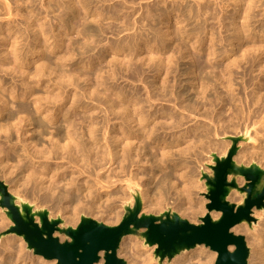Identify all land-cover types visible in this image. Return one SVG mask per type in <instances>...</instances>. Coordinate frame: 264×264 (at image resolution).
Returning <instances> with one entry per match:
<instances>
[{"label": "rangeland", "instance_id": "obj_1", "mask_svg": "<svg viewBox=\"0 0 264 264\" xmlns=\"http://www.w3.org/2000/svg\"><path fill=\"white\" fill-rule=\"evenodd\" d=\"M61 1L64 2L66 0H61ZM119 1L122 5H126L127 8H130V10L132 9V10L136 11L135 16H133V20H139V15H141V13H142V9L139 8L140 3H143L144 6H146L147 3H150V4L151 3L152 4L157 3L156 5L159 4L160 7H163L162 5L164 4L163 3L164 0H143V1L142 0H135L134 4H132V2H133L132 0H129V1L128 0L127 1L126 0H114V1L111 0V2L110 1L109 2H104V1L97 2V0H95V1H93V3L91 2L92 4H90V6H91L90 11L101 12L102 10H105V12L107 11L106 13H108V14L103 15V17H102L103 22L101 20L97 21V19H94V18H93V20H91L92 17H90L89 24L92 26V25H94V22H97V23H95L96 27L94 25L93 28H98L100 26H102L104 28H109L110 26H113V27L119 26L118 28H122V27L124 28V24L122 23V21L125 20V18H123V16L125 17L124 12L126 9L124 10L123 13L120 12L121 15L119 14L118 19H115L112 16L115 12V10L113 11V9H112V8H114L113 5H115ZM130 1H132V2H130ZM165 1H167V3L169 4L170 7L174 6V5L176 7H178L181 4L180 3L181 0H180V2H179V0H165ZM195 1L196 0L185 1L184 4H182V6H186L185 4H186V2H188L191 5H193L197 11V3ZM210 1H211L212 5L217 7L220 15H223L224 13L227 14V17H228L227 23H229L231 21L230 18H232V16H234V14H235V11H236L235 7H230L228 12L227 11L223 12L219 7V5H220L219 0H210ZM0 2H1L0 4H2L3 7L6 6L5 1L0 0ZM123 2H125V3H123ZM27 3H26V7H24L21 10L22 11V14H21L22 17L17 16V22L21 23V25L23 27L26 26V21L24 19H25V16L27 14H28V16H29V14H31V15L34 14V16L35 15L37 16V14H40V13L42 14L40 16L41 21L43 18V22L47 23V25H49L50 23H52V24L55 23V24L61 26L62 21H60V16H58V15H60V10H58V8H59L58 5L60 2H58V0H53V1L49 2V5L51 4L50 9H52V7H55L57 9L54 13L49 12V11L47 12V10H49V9H46V7L44 6L45 0L44 1L43 0L42 1L37 0L34 3L33 2L30 3V1L27 0ZM112 3H115V4H112ZM42 4H43V6H42ZM257 4L259 5V8H257V11H256L257 17L252 18L251 21L247 22L248 27H246L247 29L245 28V32H244L245 34H243L244 38L242 41H239L237 38H234L236 36H235V34H233V32L230 29L227 30L225 28H222L220 26V24H218L217 20H213L212 18H210L209 14H202L201 17L196 20L195 18L191 17L188 12L184 11V9H182V6H181L180 10L173 12V19L170 21V26H171V29L173 32V36H175V37H174V41H171L172 45H171V48L169 49L170 51L167 50L165 53H163V56L165 58H167L169 55H172L175 53V61L172 63V66H173V69L176 71L167 75L168 81H167V86H166V91H165V93L167 95L165 97L162 96L163 98L160 97V99H159V97H157L158 99H156L157 100L156 102H155V99H153L154 101H152L154 104V107L158 106V108L157 107L156 108L157 109L160 108L159 111H161V112L158 111L157 115L154 116L155 118H157L156 121H154V122H155V124H157V127H159V131L155 135L156 138H153V139L152 138H146V140H145V138L142 139L143 141H145L144 144L147 143L146 147H150V148H146L142 144L143 145L142 155L144 158L142 162L144 164H142V162H141V166L143 165V167H142L143 170L140 169L141 177H142V178H140V180H139V162H138V160H139V149L142 148V147L140 148L139 145L141 146L140 142H142V141L139 142V134H138L137 139H135V140L133 139L135 142L133 141L134 145H132V147L134 148L132 155L134 157L137 156L136 158H134L135 161L137 159V162H135L136 164L134 162H131V160L129 161V159H126L124 161V163L119 162V164L116 163L114 166H112L113 168H116V169L118 168V169H117V171H113V174L107 172L108 174H111L112 179H110V180H112V182H109L110 184L107 182L110 189L109 188L106 189L108 186L106 187L104 185V187L102 186L103 188H101L100 187L101 185L99 186V184L98 185L96 184V182H95V176L96 175H94L95 174L94 171H92V172H94L93 173L94 176L91 174L92 172H86L84 175L80 174L81 173V170H79L80 167H78V166L75 167L76 164L72 163L69 159H67V157H65V156H67L66 154L65 155L64 154L59 155L60 153L61 154L63 153V150L59 149L61 151L58 150V153H57L56 152L57 150L52 149L53 143L55 142V140L57 138H55L54 140L51 138V137H53V134H55V129H54V127H48V126L43 131L38 130L36 132L37 134H35V136L33 137V141L36 140L35 143H37L36 149L32 148V147L30 148V150L32 149L31 150L33 153L32 157L34 159L30 160L29 157L25 156L26 157L25 158L23 154L21 155V157L23 158L22 162L27 163L30 166V168L29 169L22 168V165L19 162L18 156L16 154H14L15 150H13V152L10 151L9 154H11V156L8 154L6 156V158L8 157V159L11 160V162H9V163L4 162L2 164L0 163V180L4 181L8 185L9 191L12 194L17 195V196L19 195V196L23 197L25 200L29 201L32 205H34L36 209H44L45 208V209L49 210V215L51 214V216H50L51 218L52 217L53 218L60 217L62 219L60 227H68V226L76 227V226H78V224L81 221V217L83 215L91 217V218H93L99 222H103L107 225L119 224L120 221L122 220L124 213H125V205H127L129 203L134 204L135 199H134L133 193H131L130 191L133 189L139 190V185H140L142 191L144 189L143 193H145V191L147 190L148 195L152 196V199L154 196V199H153L154 203H158L157 205H154L153 208H151L150 207V201H152V199L150 197L147 198V195H144V197H143L144 201L142 202L143 203V210L142 211L144 213L159 215V214H161L167 210H172L173 212H177L181 217L188 219L190 222H193L196 224L200 223L201 217L204 216L208 212L207 203L209 202L208 198L206 197V192H207L206 180H202V176H203L202 172L204 170L208 173H212V170L208 166L209 164L213 163L212 153H217L219 156H223V155L227 154L229 148L232 145V141L228 138V136H232V135L233 136H240V135H242L243 134L242 132H245V129L247 126H249V123L251 122L250 124H252V119L253 120L255 118L258 119L257 117L261 118L264 116V104H262V103H264V101H262V99H264V36H263L264 35V0H259L257 2ZM2 5L0 6V12L2 14V17H4L6 14L5 15H3V14L5 13L6 9L1 8ZM111 5H112V7L110 10ZM131 5H133V6H131ZM38 10L39 11L41 10L42 12H39ZM36 12H39V13L36 14ZM58 12H59V14H58ZM206 17H209V20L207 22L208 27H210V29H211V27H213L212 29H214L213 31L216 33L217 38H220V36L223 35V37L225 39V40L223 39L221 41L217 40L215 48H217V50L219 52L213 56L208 55L209 50L207 48H209L211 46V42H208L209 40L206 42L207 46L206 45L202 46V48H204V49H201V46H200L199 48L193 50L192 45H193L194 41H196L197 39L196 38L190 39V37H192L193 35H189L190 34L189 31L192 32L193 27L201 24V22L203 23L204 19ZM176 18H178V19L180 18L181 21L184 20V22L183 23L180 22L181 24L178 22V24H177ZM44 19H45V21H44ZM241 22H242V20H241ZM0 23L6 24L7 23L6 19L0 20ZM59 23H61V24H59ZM137 23H138V25H137ZM141 23H142L141 21L136 22L135 28L131 29L130 31L126 30V29L122 30L119 37L117 35H113L111 32L108 33L107 35L102 36L104 39L103 43L106 41L109 42L110 40L114 41L117 38H122L124 36H128V35H131L133 33L139 34V31L140 32L143 31L145 33L151 32V30L146 32V29L147 30L149 29L148 25H146L148 23V21H145V23L143 22V25ZM166 25H168V24L167 23L164 24L160 20L156 21V26L157 27L159 26L158 29L161 30L162 33H163V31L166 30V27H165ZM231 27L232 26H230V28ZM81 28L82 27H79L77 30H75V32L70 34V36H72V38H74V39H72L73 41L67 40V42L69 41L67 44H70V42H71V43H73V44H71V46L74 45L73 49L76 50L75 54L73 55L74 57L73 56L69 57L66 60L67 65L63 64V65H59L58 67H62L63 69H65L68 72L69 71L70 72L75 71V70L77 71V70L82 69L81 71L83 72V74H82L81 79L78 81L79 85L81 86V89H79V88H78L79 90L77 89L79 92H83L84 89H87L88 84L91 83L92 80H94V82H96V78H97V76H99V80L101 82L102 81L104 82V84H102L100 86L101 92H99V94H98L96 91H94V88H92V89L90 88L91 90L90 89L89 90L92 92L94 98H92V100H91V98L90 99L85 98L84 101L87 104L88 103L91 104L90 106H94V105L98 106L99 104H102V105H99L96 108V110H93V111L87 110V109H80L79 111H77L78 112L77 116L81 117V119H82L83 117L89 116L90 114H92V115H94L95 119H97V120H101L104 116H108L110 118L109 128H112L111 130H113L114 123L119 122L118 127H120V119H121L120 114H122V113L116 114V115H119V117H120V118H117L118 116H116L115 114H111V112H110V114H108L109 113V111L107 110L108 108L107 109H105V108L108 107V104H110L111 102L118 104L119 95L117 94V91H121V92L124 91L125 92L124 95L129 96V97L130 96L133 97L135 95L133 97L134 100L127 101L124 104L125 107L127 105V107L131 108L134 111L135 107L139 106V100L141 99V97L144 98V96L146 97V95L148 94V88H147L146 84H148V82L151 80H156L154 78L156 76V78H157L156 84L160 85L162 83L164 77L166 76L165 75L166 73L164 72L162 75L158 74L156 71L157 67H155V64H153L152 65L153 67H151L154 69L155 72L153 71V69H150L149 66H151V65L148 63V62H150L149 61L150 58L149 59H146V58L142 59V58H139L136 56H134V57L127 56V58H125L126 53L125 54L124 53L119 54L120 55L119 57L125 58V62H126V66H127L126 69H122L119 62L116 59H114L115 54L112 53L111 51H107L102 58H99L101 56V50L98 49L100 47H95L96 42H95V44H94V42L93 43L91 42V47H94V49L90 50L89 51L90 53L85 52V54H84V49H81L82 48L81 46L83 45V43H85L86 39H83L84 35H80V32L78 33V30ZM139 29H141V30H139ZM27 32L30 33L29 35L31 37L29 39L32 40L31 38L33 37V31L28 29ZM221 32H222V34H221ZM129 33H131V34H129ZM188 35L190 36L189 38H188ZM230 37L231 38L233 37V38L231 39ZM30 40L26 39L24 42L26 43L27 41H30ZM83 40H84V42H82ZM230 41L235 43L236 47L231 45ZM78 42L80 44H78ZM234 48H236V49H235V51L232 52V49H234ZM1 49H2V47L0 45V54H1ZM63 49H64V46L61 48H58V50L55 51V53H49V55H46L45 59H47V57L49 56V58L54 61V65L52 64V66H57L55 63V61L57 60L56 57H58V54H62ZM180 49H182L183 52L185 53L184 57H180V56H182V50H180ZM94 50H95L94 53L91 52ZM227 51L230 52V55L228 57L226 56V54H228V53H226ZM126 52H128V51H126ZM91 53H93V54H91ZM232 55H233V57H232ZM145 56H147V55H145ZM235 57H237L236 59H238L236 61L234 59L235 63L237 62L236 65L232 64L233 61H231ZM177 58H178V60H177ZM112 60H114V61L110 63L109 61H112ZM142 60H146V62L149 65L147 63L142 64ZM176 60H177V62H176ZM89 62H91L92 64L87 66V64ZM154 62H156V60ZM201 62L203 64L205 63L204 71L205 70L206 71L205 72L203 71L204 74L197 70L198 66L200 65ZM230 64H232V65H230ZM228 65H230L229 67H231L232 72H228V69H227ZM177 66H179L178 69H177ZM25 67L32 73L35 71L36 64H34V63L30 64V62H27ZM215 67H217V68H215ZM112 68H115L116 71L118 70V76L113 77V76L109 75V73H111L113 71ZM148 68H149V70H148ZM180 68L182 71L185 69L195 70V73H193V74L191 73L190 75L189 74L181 75V74H179ZM212 69L219 70V71L222 70L223 73L220 72L219 76L224 78V79L221 78V80H218L217 78H215V76L213 77V75H215L214 74L215 72ZM139 70L142 71V73L140 75H139ZM150 70H152V71H150ZM6 73H8V74H6ZM202 74L204 77H207L206 78L207 81H210L209 85H211V83H212V85H211L212 87L207 86L208 91L206 92V90H205L206 93L203 92L204 87L201 86L202 79H200V77L202 76ZM220 74H223V75H220ZM53 76L55 77V74ZM195 77H198V79L193 81ZM0 79L3 80L4 87L6 89H11L14 86L17 90V93L19 92L18 94H20V97H17L16 99L12 100L8 90L5 92V98L9 101V106H10L9 110L13 109L12 111L17 112V110L18 111L21 110V107H23L24 105L34 107V103L32 101V98L27 99L26 97H22V93H23V91H25V87H24L25 85H23V83H22V80H21L22 77L20 76V73H10L9 74V72H6L4 70V71L0 72ZM229 80H232V82H233L232 87L228 88L226 86H223L224 83L227 84L228 83L227 81H229ZM222 81H225V82H223V84H222ZM32 83H34L35 88L38 90V92H40V94L44 95L46 93L45 92L47 89L46 86H42L41 83L36 84L34 79L32 80ZM107 87L109 89H107ZM201 87H203V88H201ZM150 88L152 90H154V93L157 92L155 87H150ZM255 89L260 91V95L261 94L263 95V96L261 95L260 101H254L253 100V98L255 96ZM50 90H52V88H50ZM139 90H141L142 94H139V92H137ZM180 91L182 93L181 96H179ZM94 92H96L95 96H94ZM175 94H177V95H175ZM202 94H203V96H201ZM207 95H208V97H207ZM137 96H139V97H137ZM107 97H108V99H107ZM111 97H112V99H111ZM109 98L113 101H109ZM223 98H224V100H223ZM88 99H89V102H88ZM94 99H96V100H94ZM208 99L209 100L212 99L213 102H212V100L210 102ZM105 100H106V104H105ZM99 101L101 103H99ZM222 101H224V102H222ZM91 102L94 104H92ZM205 103H206V105H205ZM104 104L106 106H104ZM135 104H136V106H135ZM188 104H190V105H188ZM191 104H197L196 105V106H198L197 109L195 108V106L193 108L189 107V106H191ZM246 104H248V105H246ZM249 104H251V105H249ZM19 105H21V106H19ZM169 107H171V108H169ZM173 107L175 110H173ZM189 108L192 110H190ZM163 109H164V111H163ZM252 109L254 110V114H252L253 113ZM171 110L173 112H171ZM168 112H171V113H168ZM174 112H175V118L173 117ZM104 113H105V115H104ZM219 113H221V114L219 115ZM236 113H238V114H236ZM39 115H41V114H39ZM251 115H253V116H251ZM178 116H179V118H182V121L180 120L177 123L176 118ZM183 116H185L187 118H185ZM61 118H63V117H61ZM171 118H173V119H171ZM179 118H178V120H179ZM212 118H215V121H213L214 119L212 120ZM81 119H78V121ZM174 119L176 120V122ZM164 120H167V122L168 121L169 122L168 123L166 121L164 122ZM219 120H220V122H219ZM170 121L172 123L174 122L173 126L175 128L177 127L176 129L175 128L173 129V126H172V124H170L171 123ZM180 122L181 123L183 122V124L181 125ZM163 123L165 124V126L167 128L172 127V129H171L172 131L168 132L170 130L167 129L166 127H164ZM166 124H169V127ZM215 124L218 127L215 126ZM219 124H220V127H219ZM259 124H261V123H259ZM134 125H135V123L131 124L129 122V123L124 124L123 126L128 131H131V130L134 131V130L139 129L138 128L139 125H137V126H134ZM178 125L180 127H178ZM197 125L199 127H201V125H202V127H201L202 129L204 127L208 126L209 131L205 130V131H201V133L200 132L195 133V131H194L195 128H193V129H191V128L193 126L198 128ZM261 125L263 128L260 125L259 126L261 127L262 130L257 126V129L259 128V130H261V132L258 130L260 132V133H258L259 136H258V134L255 136L252 133L254 137L258 138V141L256 144H253V142L251 141V138H246L247 140L249 139V141L239 142V151L236 154V156L234 157V159L237 161V163L244 164L247 166L251 165L252 163H257L262 168H264V135H262V134H264L263 133L264 132V126H263V124H261ZM33 126H30V129H32V131L29 133L30 137H32L31 136L32 132H35V129ZM211 126L213 128H211ZM210 128L214 132L212 130H210ZM188 130H190V131H188ZM215 130H217L216 134H213V133H215ZM218 130H219V132H218ZM51 131H53V132H51ZM239 131H240V133H239ZM205 132H207V133H205ZM119 133L121 134V132H119ZM191 133H193V134H191ZM208 133L211 135L206 136V135H208ZM0 134H1L0 135V144H1L0 147L1 148L3 147V149H2L3 152L1 153V155L3 156L4 152H8V150H10L11 145H9L10 143L6 142V138H5L6 134L3 132H1ZM178 136H179V138H178ZM24 137L26 138L27 135L24 134V132H23V140H24ZM56 137H57V135H56ZM159 138H160V140H159ZM130 141H132V139H130ZM38 145H39V147H38ZM18 147L19 146H16V149L20 153H22V150L19 149ZM45 147H48V148H45ZM43 149L46 151V154H48V155H45V151ZM49 149L53 150V151L51 152ZM258 149H259V151H258ZM254 150L256 151V153ZM35 151L39 152V153L41 152V154L44 152L43 154L46 157L44 155H43V157H41L40 156L41 154H37V153H35ZM258 152H259V154H258ZM6 154L7 153H5V155ZM52 154L54 155V157L52 156ZM14 155H16V156H14ZM47 156H49V158ZM57 156H60V157H57ZM39 157H41V158H39ZM62 157L63 158L65 157V159H63ZM121 159H122V157H121ZM95 162H97V160L96 161L94 160V165L91 164L90 166H93V167L96 166V168H99L96 165L98 163H95ZM6 164H8V165H6ZM19 165H21V167H19ZM118 165L121 167H117ZM34 167H35V169H34ZM73 167H75V168H73ZM85 167H82V169ZM122 167H125V168L122 169ZM24 169H25V171H24ZM119 169L122 171H120ZM22 170H23V172H22ZM72 170H75V174H73ZM10 171H12V172L10 173ZM31 171L32 172L34 171L36 173V175L38 174V176H40V175L44 176L45 175V178L47 179L46 180L47 186L51 182L53 183L54 188L56 189L55 196L60 194L61 192L63 193L64 191H66V189L72 188L71 184H68V183L70 181L69 177L74 176L76 178L75 181L77 183H80V184L85 183V185L83 186V188L85 189L84 193L82 192V189L80 191H77V189L75 191L72 190L73 194L76 193V195H80L82 201L79 202L80 204L79 203L76 204V203H72L70 201L66 202L64 200L61 203L62 208H60V209H57L56 206L53 205L54 203L50 200H49L50 202H48V201L43 202L42 198H44L45 193L47 194V192L49 193V191H47L46 189L41 190L40 189L41 187L38 185V187L36 189H34V190H36V192H34V195H33L32 191H33L34 185H32V184H34V183H30V184L27 183V178L29 177L28 174H30ZM79 171H80V173H79ZM114 172H116V175ZM118 172H119V174H118ZM121 172H123V173H121ZM89 173L91 175H89ZM129 176H133V183H134L130 187H128V185H126V183L123 182V180ZM90 180H91V182H90ZM114 180L116 183L113 182ZM25 181H26V183H25ZM39 181H40V179H38V183H39ZM88 181L90 183H93V184L95 183L93 185L94 188L92 189L93 190V196L87 195V192L89 191L88 187H87ZM151 181H152V183H151ZM157 181H158V183H157ZM237 182H238L240 187H244L247 183L245 178L240 177V176L237 178ZM135 184L138 187H136ZM156 184H159V185H156ZM111 185H114V186H111ZM31 186H32V188L30 189ZM123 190L125 193L123 192ZM43 193H44V195H43ZM36 194H37V196H36ZM116 194H117V196L119 194V196L117 197ZM40 195H43V196H40ZM120 195H121V197H120ZM126 195H127V197H126ZM122 196H123V198H122ZM244 197H245L244 193H242L238 189H234L231 196H229V200L231 202H234V203H241V202H243ZM39 200L41 202H39ZM155 201H157V202H155ZM17 204H20V201L17 202ZM75 205L77 208L75 207ZM79 209H81V210H79ZM257 209L262 212L261 215H257L253 212V215L255 216V220L252 221L251 224H249L246 221L247 223L243 225V227L241 228L242 231L240 233H235L233 231L235 234L243 235L246 239L247 245L249 244L248 240L251 237L252 233L257 232L260 228H262L264 226V209H259V208H257ZM37 219L40 220L39 217H37ZM12 225H14V223L8 217V215L6 213V209L0 205V243H1V240L5 237H9L13 234H15L16 236L18 235L16 233H7L9 228ZM144 230L145 229H141L140 231H144ZM55 236L59 237L62 242L66 241V240H70V238L65 233H62L59 231H57L55 233ZM12 243L14 244L15 248L22 247L25 255L29 254L30 256L36 257V259H37L36 264H39L38 263V254H35L33 252V250L28 248V243L26 242L25 238L22 241L17 236L16 240L13 241ZM154 246H156V248H154ZM232 246L234 249L235 246L234 245H232ZM157 247H158L157 244L152 245V246H149L148 244H146L145 239L143 237L139 236L138 234H130V235L125 236L123 238L121 245H120V248L118 250V256L120 258L124 259L127 262V264H130L132 258L136 259V264H143L144 260L148 259L149 256L152 255L154 257H157L156 256ZM207 249H211V248L207 247ZM192 251L195 252L198 250L194 249ZM211 251H214V250L211 249ZM193 252H188L187 256H190V254H193ZM196 253L197 252H195V254ZM217 256H218V253H217ZM102 258L105 259V253L101 254V259ZM172 259H173V257L170 259V262ZM49 260H51V259H49ZM52 260H54V259H52ZM167 261H169V260L166 258L162 261V263H165ZM215 261H214V263H215ZM191 262H192V264H195L196 260L191 261ZM28 263H30L29 259H27L26 264H28ZM214 263H212V264H214ZM19 264H24V262H19ZM43 264H46V263H43ZM49 264H59V263H58V261L57 262L50 261Z\"/></svg>", "mask_w": 264, "mask_h": 264}, {"label": "bare ground", "instance_id": "obj_2", "mask_svg": "<svg viewBox=\"0 0 264 264\" xmlns=\"http://www.w3.org/2000/svg\"><path fill=\"white\" fill-rule=\"evenodd\" d=\"M3 1H5L6 6L3 7L2 4H0V6L2 5L1 8L6 9L5 13L3 14V15H5V14L6 15L4 17H2V14L0 12V20L6 19L7 23L6 24L0 23V45L2 47L1 54H0V72L5 70L6 72H9V74L10 73H20V76L22 77V79H21L22 83H23V85H25L24 86L25 91H23L22 97H26L27 99L32 98V101L34 103V107L24 105L23 107H21V110H19V111L17 110V112L12 111L13 109L12 110L10 109L11 110L10 111L9 110V107H10L9 101L5 98V92L8 90L12 100L16 99L17 97H20V94H18L19 92L17 93V90L14 86L13 87L11 86L12 87L11 89H6L4 87L3 80L0 79V133L3 132L6 134V137H5L6 142L10 143L9 145H11L10 150H8V152H4L3 156L1 155V153L3 152L2 151L3 147L2 148L0 147V163L2 164L4 162L5 163L11 162V160H9L8 157L6 158V156L10 153V151L13 152V150H15L14 154H16L18 156V159H19L20 164L22 165V168L29 169L30 166L27 163L22 162L23 158L21 157V155L23 154L24 157L26 156V157H29L30 160L31 159L33 160L34 159L32 157L33 153L31 151L32 149L30 150V148L31 147L35 148V149L37 148V143H35L36 140L33 141V137L35 136V134H37L36 132L38 130L43 131L45 128H47V126L48 127H54L55 134L57 135V137L55 134H53V137H51V138L53 140L55 138H57V139L53 143L52 149L57 150L56 151L57 153H58L59 149L63 150V153L62 154L60 153L59 155H63V154L65 155L66 154L67 156H65V157H67V159H69L72 163L76 164L75 167H77V166L80 167L79 168V170H81V173L79 171L80 174L84 175L86 172L94 171L95 172L94 175H96L95 176L96 184L97 185L99 184V186L101 185L100 186L101 188H103L104 185L106 187L108 186L107 188L105 187L106 189H108L109 188L108 183L112 182V180H110V179H112L111 174H113V171H117V169H118V168L117 169L113 168L112 166H114L116 163L119 164V162L124 163V161L126 159H129V161L131 160V162H134V163L137 162V159H136V161L134 159L137 156L134 157L132 155L133 149H134L132 147V145H134V142H135L134 140L137 139L138 134H139V142L142 141V142H140L141 146L139 145V147L140 148L142 147V148L139 149V160H138V162H139V180H140V178H142L140 169H142V167H143V165L141 166V162L144 159L143 155H142V149H143V145L145 147L147 146V143L144 144L145 141H143L142 139L145 138V140H146V138H152V139L156 138L155 135L159 131V127H157V124H155V122H154V121H156L157 118H155L154 116L157 115V112L159 111L160 108L157 109L158 106H156L157 108L154 107V104L152 101H154L153 99H155V102H156L157 101L156 99H158L157 97H159V99H160V97H162V96L165 97L167 95L165 93L167 81H168L167 75L176 71L173 69V66H172V63L175 61V53L173 52L174 54L169 55L167 58H165L163 56V53H165L167 50H169L171 48V45H172L171 41H174V37H175V36H173V32H172V29L170 26V21L173 19V12L180 10L182 4H184V2L188 1V0H181V2L179 0V2L181 4L178 7H176L175 5L170 7L169 4L167 3V1H165V0L163 2L164 4L162 5L163 7H160L159 4L156 5L157 3H155V4L154 3L153 4L152 3L151 4L145 3L146 6H144L143 3H140L139 8L142 9V13H141V15H139V20H133V16H135L136 11H134L132 9L130 10V8H127L126 5H122L120 3V1L117 2L116 4L112 3V4H115V5H113L114 8H112L113 11L115 10L114 14L112 15L113 18H115V19H118L120 12L123 13L124 10L126 9L124 12L125 17L123 16V18H125V20L122 21V23L124 24V28L122 27L123 29L118 28L119 26L118 27L110 26L109 28H104V27L100 26L98 28H93L95 23H97L94 21H93L94 25L91 26L89 24L90 17H92L91 20H93V18H94V19H97V21L101 20L103 22V18H102L103 15L108 14V13H106L107 11L105 12V10H102V9H101L102 11L100 10L101 12L90 11V7H91L90 4H92L93 1H95V0H93V1L92 0H66L64 2L61 0H58V2H60L58 5V7H59L58 10H60V15H58V16H60V21H62V24L59 23V24H61V26L55 24L53 21L52 22L54 24L50 23L49 25H47V23L43 22V18L41 21L40 16L42 14L41 13L37 14V13L42 12V11L38 10L39 12H36L37 16L36 15L34 16V14H32V15L29 14V16L27 14L25 16V19H24L26 21L25 27H23L21 25V23L17 22V16L22 17V15H21L22 11L21 10L24 7H26L27 0H3ZM29 1H30V3H32V2L34 3L37 0H29ZM51 1H53V0H45L44 6L46 7V9H49V10H47V12L49 11V12L54 13L57 9L55 7H52V9H50L51 4L49 5V2H51ZM99 1H104V2L110 1L111 2V0H99ZM99 1L97 0V2H99ZM132 1H130V2H132V4H134L135 0H132ZM258 1L259 0H219V3H220L219 7L223 12L224 11L228 12L230 7H235V9H236V11L234 10L235 11L234 16H232V18H230L231 21L229 23H227V18H228L227 14L224 13L223 15H220L217 7L212 5L210 0H196L195 2L197 3V11H196L195 7L188 2H186V4H185L186 6H182V9H184V11L188 12L189 15L191 17L195 18L196 20L199 19L202 14H209L210 18H212L213 20H217L218 24H220V26L222 28H225L227 30L230 29L233 32V34H235V36H236L234 38H237L239 41H242L244 38L243 34H245L244 33L245 28L248 27L247 22L251 21L252 18L257 17L256 11H257V8H259V5L257 4ZM123 3H125V2H123ZM42 6H43V4H42ZM131 6H133V5H131ZM111 7H112V5L110 6V10H111ZM58 14H59V12H58ZM45 19H44V21H45ZM176 19H177V24H178V22L179 23L184 22V20L181 21L180 18L179 19L176 18ZM158 20H160L164 24L165 23L168 24L165 26L166 30L163 31V33L161 30L158 29L159 26L158 27L156 26V21H158ZM208 20H209V17H206L204 19L203 23L201 22V24L193 27L192 32L189 31L190 32L189 35H193V36L190 37L188 35V38L190 37V39H193V38L197 39L196 41H194V43L192 45L193 50L199 48L200 46H201V49H204V48H202V46L206 45V42L209 40L208 42H211V46L209 48H207L209 50L208 55L213 56L219 52L217 50V48H215L217 40L221 41L224 39V37H223V35H221L220 38H217L216 33L213 31L214 29H212L213 27H211V29H210V27H208V24H207ZM241 20H242V22H241ZM138 21L139 22L141 21L142 25H143V22L145 23V21H148V23L146 25H148L149 29L148 30L146 28L145 29H146V32L151 30V32H149L150 34L148 32L145 33L143 31L142 32L139 31V34L129 33L131 35L124 36V37L121 36L122 38H117L114 41L110 40L109 42L106 41L107 43L106 42L103 43L104 39L102 36L107 35L108 33L111 32L113 35H117L119 37L122 30L126 29V30L130 31L131 29L135 28L136 22H138ZM137 25H138V23H137ZM230 26H232V27L230 28ZM79 27H82V28L78 30V33L80 32V35H84L83 39H86L85 43H83V45L81 46L82 47L81 49H84V54H85V52H89L90 50H93L94 47H91V42L92 43L94 42V44L96 42L95 47H100L98 49L101 50V56L99 58H102L107 51H111L112 53L115 54L114 59H116L119 62L122 69L127 68L126 62H125V58H127V56H129V57L136 56V57H139L142 59L143 58H146V59L150 58V60H149L150 62H148L151 65V66H149L150 69H153L151 67H153L152 65L155 64V67H157L156 71L158 74L162 75L164 72L166 73L165 74L166 76L164 77V79L160 85L156 84V82H157L156 76L154 77L156 80H151L148 82V84H146L147 88H148V94H147L148 96L146 95V97L144 96V98H142V97H141V99L139 98L140 99L139 100V106L135 107L134 111L131 108L127 107V105L125 107L124 104L127 101L134 100L133 97L135 95L133 97H131V96L129 97V96L124 95V93H125L124 91L123 92L117 91V94L119 95L118 104L113 103V102H111V103L109 102L110 104H108V107L105 108V109L108 108L107 110L109 111V113L106 111L108 114H110V112H111V114H115V115L122 113V114H120L121 115L120 127H118L119 122L114 123L113 130H111L112 128H109L110 118L108 116H104L101 120L95 119L94 115H92V114H90L89 116H85L82 119H81V117L77 116L78 115L77 111H79L80 109H87V110L93 111V110H96V108L99 105H102V104H99V105L97 104L98 106H96V105L90 106L91 104H89V103L87 104L84 101L85 98H89V99L91 98V100H92V98H94L92 92L90 91L92 88H94V91H96L98 94H99V92H101L100 86L102 84H104V82L103 81L101 82L99 80V76H97V78L95 77L96 82H94V80H92V82L88 84L87 89H84V90L82 89L83 92H79L78 90L81 89V86L79 85L78 81L82 77V74H83V72L81 71L82 69L77 70V71L75 70V71H71V72L69 71L68 72L65 69H63L62 67H58L59 65H63V64L67 65L66 60L75 54L76 50L73 49L74 45L71 46V44H73V43H71V42H70V44H67V43L70 40L73 41L72 39H74V38H72V36H70V34L75 32V30H77ZM95 27H96V25H95ZM28 29L33 31V37L31 38L32 40L29 39L31 36L29 35L30 33L27 32ZM139 30H141V29H139ZM221 34H222V32H221ZM26 39H28L30 41H27L25 43L24 41ZM67 40H69V41L67 42ZM82 42H84V40ZM78 44H80V43L78 42ZM231 45L236 47V44L233 42H231ZM63 46H64V49H63L62 54H58V57H56L58 60V61L57 60L55 61L57 66H52V64L54 65V61L52 59H50L49 56L47 57V59H45V56L49 55V53H55V51H57L58 48H61ZM235 49L236 48L232 49V52L235 51ZM180 50H182V49H180ZM126 51H128V52H126ZM91 52L94 53L95 50L91 51ZM93 53H91V54H93ZM120 53H124V54L126 53V57L125 58L119 57ZM226 53H228V54H226V56L228 57L230 55V52L227 51ZM145 55H147V56H145ZM184 56H185V53L182 50V56H180V57H184ZM232 57H233V55H232ZM237 57H235L231 60V61H233L232 64L236 65L237 62L235 63V61L238 60V59H236ZM234 59H235V61H234ZM155 60H156V62H154ZM177 60H178V58H177ZM177 60H176V62H177ZM113 61L114 60L109 61V62L111 63ZM27 62H30V64H32V63L36 64V68H35L34 72L31 73L25 67ZM145 63H147L146 60H142V64H145ZM91 64L92 63L89 62L87 64V66H89ZM232 64H230V65H232ZM204 65H205V63L203 64L201 62L200 65L198 66L197 70L200 71L201 73H203L204 67H205ZM230 65L227 66L228 72H232L231 67H229ZM178 67L179 66H177V69H178ZM215 68H217V67H215ZM112 70L113 71L111 73H109V75L113 76V77L118 76V70L116 71L115 68H112ZM148 70H149V68H148ZM212 70L215 72L214 73L215 75H213V77L215 76V78H217L218 80H221L222 77L219 76V73L222 72V70L221 71L215 70V69H212ZM150 71H152V70H150ZM153 71H154V69H153ZM141 73H142V71L139 70V75ZM191 73L192 74L195 73V70L185 69L182 71L180 68L179 74H181V75H183V74H189L190 75ZM6 74H8V73H6ZM54 74H55V77L53 76ZM203 74L200 77V79H202L201 86H203L204 88L203 87H201V88H203V92L206 93L208 91L207 86H211L212 83H211V85H209L210 81H207L206 80L207 77H204ZM220 75H223V74H220ZM31 79L32 80L34 79L36 84L41 83L42 86L47 87V89L45 91L46 93L44 95H42V94H40V92H38V90L35 88L34 83H32ZM196 79H198V77H195L193 81H195ZM222 79H224V78H222ZM223 82H225V81H222V84H223ZM227 82L228 83L227 84L224 83L223 86L231 88L233 85L232 80H229ZM150 87H155L157 92L154 93V90H152ZM50 88H52V90H50ZM107 89H109V88L107 87ZM256 89H255V96H254L253 100L254 101H260L262 94L260 95V91H258ZM205 90H206V92H205ZM96 92H94V96H95ZM137 92H139V94H142L141 90H139ZM175 95H177V94H175ZM181 95H182V93L180 91L179 96H181ZM201 96H203V94ZM137 97H139V96H137ZM207 97H208V95H207ZM89 99H88V102H89ZM107 99H108V97H107ZM111 99H112V97H111ZM111 99L109 98V101H113ZM94 100H96V99H94ZM211 100H209V101L211 102ZM223 100H224V98H223ZM262 101H264V99H262ZM212 102H213V100H212ZM222 102H224V101H222ZM99 103H101V102L99 101ZM92 104H94V103H92ZM105 104H106V100H105ZM105 104H104V106H106ZM262 104H264V103H262ZM188 105H190V104H188ZM196 105L197 104H191V106H189V107L193 108L195 106V108L197 109L198 106H196ZM205 105H206V103H205ZM246 105H248V104H246ZM249 105H251V104H249ZM19 106H21V105H19ZM135 106H136V104H135ZM169 108H171V107H169ZM173 110H175L174 107H173ZM190 110H192V109H190ZM163 111H164V109H163ZM159 112H161V111H159ZM171 112H173V111L171 110ZM171 112H168V113H171ZM39 114H41L42 116ZM220 114L221 113H219V115ZM236 114H238V113H236ZM252 114H254V110H253ZM104 115H105V113H104ZM173 115L172 116L175 118V112ZM116 116H118L117 118H120L119 115H116ZM251 116H253V115H251ZM61 117H63V118H61ZM183 117H185V116H183ZM178 118H179V116L176 118L177 123L180 120L182 121V118H179V120H178ZM185 118H187V117H185ZM257 118L258 119H256V118L254 120L252 119V124H250L251 122L249 121L250 122L249 126H247L245 129V132H242L243 134L241 133L242 135H240V136H243L244 138H251V141L253 142V144H256L258 141V138L254 137L253 134L256 136L258 133L261 132V130H262L261 124H263V126H264V116L261 118H259V117H257ZM78 119H81V120L78 121ZM171 119H173V118H171ZM212 120L215 121V118H212ZM165 121L167 122V120H164V122ZM129 122L131 124L135 123L134 126L139 125V127H138L139 129L134 130V131L126 130L123 125L126 123H129ZM175 122H176V120H175ZM219 122H220V120H219ZM259 123H261V124H259ZM170 124H172V126H173L174 122L173 123L171 122ZM182 124H183V122L181 123V125ZM166 125H168V127H169V124H166ZM30 126H33L35 129V132H32V135H31L32 137L29 136V133L32 131V129H30ZM215 126H217V125L215 124ZM257 126L261 130H259V128L257 129ZM164 127H166L165 124H164ZM178 127H180V126L178 125ZM201 127H202V125H201ZM201 127L198 126V128H196L193 126L191 129L195 128V130H194L195 133L196 132L201 133V131H205V130L209 131L208 126H207L208 128L204 127L203 129ZM219 127H220V124H219ZM174 128L175 127L173 126V129ZM211 128H213V127L211 126ZM211 128H210V130H212ZM167 129L170 130L168 132L172 131L171 130L172 127L167 128ZM190 130H188V131H190ZM216 131L217 130H215V133H213L214 131L212 133L216 134ZM23 132H24V134L27 135L26 138L24 137V140H23ZM51 132H53V131H51ZM119 132H121V134ZM207 132H205V133H207ZM218 132H219V130H218ZM193 133H191V134H193ZM239 133H240V131H239ZM209 135H211V134L208 133V135H206V136H209ZM262 135H264V134H262ZM258 136H259V134H258ZM178 138H179V136H178ZM130 139H132V141H130ZM159 140H160V138H159ZM16 146H19L18 148L22 150V153H20L16 149ZM38 147H39V145H38ZM45 148H48V147H45ZM146 148H150V147H146ZM53 150H50V151L52 152ZM61 150H59V151H61ZM258 151H259V149H258ZM5 153H7V154L5 155ZM35 153L41 154V152L39 153L36 151H35ZM43 153L40 155L41 157H43V155H44ZM255 153H256V151H255ZM258 154H259V152H258ZM9 155L11 156V154H9ZM16 155H14V156H16ZM45 155H48V154H46V151H45ZM52 156L54 157L53 154H52ZM41 157H39V158H41ZM47 157L49 158V156H47ZM57 157H60V156H57ZM65 157L64 158L62 157V158L65 159ZM121 157H122V159H121ZM94 160L95 161L97 160V162H95V163H98L96 165L100 169L96 168V166L95 167L90 166L91 164L94 165ZM142 164H144V163L142 162ZM6 165H8V164H6ZM21 165H19V167H21ZM75 167H73V168H75ZM82 167H85V168H83L84 170L82 169ZM117 167H121V166L118 165ZM123 168H125V167H122V169ZM25 169H24V171H25ZM34 169H35V167H34ZM12 171H10V173ZM120 171H122V170H120ZM22 172H23V170H22ZM72 172H73V174H75V170H72ZM94 172H92L91 174L93 175ZM107 172H109L111 174H108ZM119 172H118V174H119ZM114 173L116 175V172H114ZM121 173H123V172H121ZM91 174L89 173V175H91ZM28 175H29V177L27 178V183H29V184L34 183V184H32V185H34V188L32 191L33 195H34V192H36V190H34V189H36L38 187V185L41 187V188L39 187L41 190L46 189L47 191H49L50 194L47 192V194L45 193V195H44V193H43L44 198H42L43 199L42 201L43 202L52 201L54 203L53 205H55L57 209L62 208L61 203L64 200L66 202L70 201V202L76 203V204H78L79 202L82 201L80 195H76V193L73 194L72 190L75 191L77 189V191H80L82 189V192L84 193L85 189L83 188V186L85 185V183L84 184L77 183L75 181L76 178L74 176L69 177L70 181L68 184H71L72 188L66 189V191H64L63 193L59 192L60 194L55 196L56 189L54 188V185L52 182L50 184H48V186L46 185L47 179L45 178V175L41 176L39 174L41 176L40 177V176H38V174L36 175V173L34 171L33 172L31 171V173ZM38 179H40L39 183H38ZM90 182H91V180H90ZM90 182L88 181V185H87L88 190H89L87 192V195L93 196V190L92 189L94 188L93 185L95 183L93 184ZM113 182H115V180ZM123 182H125L126 185H128V187L132 186L134 184L133 183V176H129V177L125 178L123 180ZM25 183H26V181H25ZM151 183H152V181H151ZM157 183H158V181H157ZM136 184H135V186H136ZM114 185H111V186H114ZM156 185H159V184H156ZM136 187H138V186H136ZM31 188H32V186L30 187V189ZM123 192H124V190H123ZM130 192L133 193L134 198H135V196L139 195L141 197L142 202L144 201L143 200L144 195H147V198L150 197L152 199V196L148 195L147 190L145 191V193H143L144 189L142 191L140 185H139V190L133 189ZM232 192H233V189H231L229 196H231ZM43 195H40V196H43ZM15 196L18 197L19 200H21L22 202H29L19 195L18 196L15 195ZM36 196H37V194H36ZM116 196H117V194H116ZM118 196H119V194H118ZM120 197H121V195H120ZM126 197H127V195H126ZM122 198H123V196H122ZM153 199H154V196H153ZM153 199H152V201H150V207L151 208H153L154 205L158 204V203H154ZM39 202H41V201L39 200ZM155 202H157V201H155ZM19 205L21 206L22 203L20 202ZM75 207H76V205H75ZM79 210H81V209H79ZM253 212L257 215L262 214V212L260 210H258L257 208H255L253 210ZM215 213L213 212L212 216L214 218H218L220 216V212H217L216 214ZM50 216H51V214H50ZM38 221H40V220H38ZM246 223H247L246 221H243V222L235 225L232 228V231H234L235 233H240L242 231L241 228ZM17 236L22 241L24 240V237L22 235H17ZM17 236L15 234H13V235H11L9 237H5L1 240V243H0V264H19V262H24V264H26L27 259H29V261H30V263H28V264H36L37 263L36 257L30 256L29 254L25 255L22 247L15 248V246L12 242L16 240ZM248 243H249L248 246L250 247L249 264H264V226L262 228H260L257 232L252 233L251 237L248 240ZM154 248H156V246H154ZM193 248L198 250V251H195V252H197L196 254H195V252L192 251V250H194ZM193 248H190V249L185 248V249L181 250L179 253H177L173 257L171 262L169 260L165 263H162L160 258L154 257L151 255L148 257V259L144 260L143 264H192L191 261H194V260H196L195 264H212V263H214V261L217 258V252L211 251V249H207L206 245H204V244L197 245L196 247H193ZM230 249H233V246H231ZM188 252H193V254H190V256H187ZM101 254H104V252H102ZM50 261L57 262L56 259L49 260L42 255H38V263L39 264H43V263L49 264ZM104 263H105V259L102 258L99 262H97L95 264H104ZM130 264H136V259L132 258Z\"/></svg>", "mask_w": 264, "mask_h": 264}, {"label": "water", "instance_id": "obj_3", "mask_svg": "<svg viewBox=\"0 0 264 264\" xmlns=\"http://www.w3.org/2000/svg\"><path fill=\"white\" fill-rule=\"evenodd\" d=\"M232 141L227 154L212 153V173L203 170L206 180L208 212L196 224L167 210L159 215L144 213L139 195L134 204L125 205V213L117 225H107L83 215L78 226L60 227L62 219L51 218L48 209H36L29 202H22L0 180V205L13 221L7 233L24 236L28 248L47 259H57L59 264H95L105 253L104 264H127L118 256L125 236L138 234L149 246L157 244L156 256L170 260L181 250L204 244L218 253L214 264H249L250 248L243 235L235 234L232 228L255 220L253 209H264V168L257 163L247 166L234 159L239 151V142L249 141L243 136H228ZM247 181L240 187L237 178ZM231 189L245 194L243 202L229 200ZM21 202L20 206L17 202ZM213 212H220L218 218ZM39 217L40 221L37 220ZM145 229L144 231H140ZM65 233L70 240L62 242L55 233ZM234 245V249L230 247Z\"/></svg>", "mask_w": 264, "mask_h": 264}]
</instances>
